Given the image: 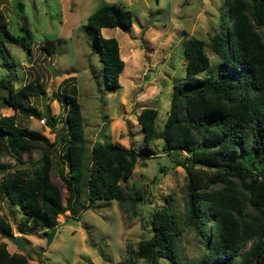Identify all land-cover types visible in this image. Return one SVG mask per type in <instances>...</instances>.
I'll return each mask as SVG.
<instances>
[{
    "label": "trees",
    "instance_id": "trees-1",
    "mask_svg": "<svg viewBox=\"0 0 264 264\" xmlns=\"http://www.w3.org/2000/svg\"><path fill=\"white\" fill-rule=\"evenodd\" d=\"M223 1L219 28L207 42L218 58L215 74L197 75L209 64L204 40L194 35L184 37L181 43L185 78L172 86L161 127L154 124L156 108L143 106L136 113L144 137L138 151L117 142L98 141L89 147L87 165L80 106L70 93L61 95L60 100L65 108L60 121L61 145L58 149L48 145L51 142L44 134L15 123L14 111L20 109L31 115V107L23 99L44 92L41 80L35 76L14 88L7 78H0V87L6 89L1 98L13 110L0 114L2 142L7 150L20 154L15 157L18 162L24 161L21 154L39 152L30 173L17 167L0 177V193L21 208L22 222L29 221L46 231L57 223V213L69 210L76 215L83 188L87 206L97 198H114L121 206L133 204L142 196L143 188L141 183L128 184L126 180L137 157L143 164V159L151 155L147 142L159 137L162 151H184L173 162L185 169V222L194 228L202 244L194 262L264 264V0ZM86 21L94 33V49L105 83L118 87V74L123 67L118 42L114 36L102 35L100 28L129 26L131 11L103 2L87 15ZM20 29L24 33L13 34L0 21L4 63L8 60L2 41L17 43L30 51V32L23 24ZM36 46L45 54L53 50L52 41L47 38ZM41 114L49 127L58 119L46 109ZM4 153L0 150V171L6 167ZM48 155L66 189L64 201L48 174ZM149 224L151 234L140 238L134 247L127 246L128 259L144 258L155 264L157 257H164L178 264L173 212L165 206L155 208ZM3 225L9 232V226ZM0 264L29 261L25 254L9 251L6 243L0 241ZM116 264L125 263L118 260Z\"/></svg>",
    "mask_w": 264,
    "mask_h": 264
},
{
    "label": "rangeland",
    "instance_id": "rangeland-1",
    "mask_svg": "<svg viewBox=\"0 0 264 264\" xmlns=\"http://www.w3.org/2000/svg\"><path fill=\"white\" fill-rule=\"evenodd\" d=\"M18 2H20L21 7ZM103 2H113L128 8L132 14L129 26H104V36L117 39L123 67L118 74V87L106 85L101 62L94 49V33L87 25V15ZM223 0H0V21L9 32L22 34L23 24L30 32V51L17 43L2 41L8 63L0 53V78H7L14 88H19L37 76L43 85V93L30 94L23 99L30 106L31 115L20 109L16 124L33 128L58 149L59 132L65 112L61 95L73 94L79 102L83 126L85 163L90 159L88 151L95 142H117L136 151L144 143L142 129L136 121V113L143 106L157 110L156 127H161L168 112L170 94L174 83L185 78L182 40L194 35L204 40L208 66L197 75H214L218 58L207 42L219 28V12ZM52 41L53 50L40 52L36 45L44 39ZM42 41V42H41ZM46 62L54 64L59 72L51 76ZM151 71L155 73L149 77ZM6 89L0 87V114L13 110L4 105L1 98ZM56 116L52 127L38 119L44 113ZM36 110V112H35ZM40 113V114H39ZM104 125L103 137L99 135ZM43 135V136H44ZM46 144V142L44 143ZM147 144L151 155L141 164L137 157L126 182L141 183L142 196L119 205L114 198H97L89 205L85 188L79 194L78 212L64 210L56 214V230L49 242L40 237L42 228L29 221L22 222L21 208L0 193V234H20L25 243L17 246L1 237L9 251L25 254L29 264H152L144 258L128 259L127 246H135L142 237L151 234L149 219L155 208L165 206L174 214L177 230L176 253L178 264H196L194 259L202 250L201 241L193 227L186 224L185 169L173 162L180 158L182 150L162 151V139L152 138ZM7 148V147H6ZM17 154L7 150L6 162L0 177L6 171L19 167L30 173L39 155L38 150L21 154L24 161L16 160ZM16 157V158H15ZM48 174L57 185L64 201L66 189L56 175V164L48 155L45 160ZM122 183V182H120ZM48 230V229H47ZM46 230V231H47ZM40 252V256L38 254ZM155 264H172L164 257H157ZM238 264V263H236Z\"/></svg>",
    "mask_w": 264,
    "mask_h": 264
},
{
    "label": "water",
    "instance_id": "water-1",
    "mask_svg": "<svg viewBox=\"0 0 264 264\" xmlns=\"http://www.w3.org/2000/svg\"><path fill=\"white\" fill-rule=\"evenodd\" d=\"M46 68L49 70L51 76H54L55 74H58L56 70H54V64L46 62ZM155 73V71H151V74L149 75L152 76ZM43 110L45 112V108L43 106ZM106 123H103L100 128H99V135L103 137V130H104V125ZM0 150L3 152H7V148L5 147L4 143L2 142V138L0 136ZM56 230V225L51 226L47 231H42L39 233L40 237L45 238L46 242H49ZM1 237H4L8 240H10L11 243L17 245V246H22L25 243L24 238L20 234H12V233H7V232H2L0 234ZM40 256V252L38 254V257Z\"/></svg>",
    "mask_w": 264,
    "mask_h": 264
},
{
    "label": "built area",
    "instance_id": "built-area-1",
    "mask_svg": "<svg viewBox=\"0 0 264 264\" xmlns=\"http://www.w3.org/2000/svg\"><path fill=\"white\" fill-rule=\"evenodd\" d=\"M38 121H39V123H44V122H45V121H44V116L40 117V118L38 119Z\"/></svg>",
    "mask_w": 264,
    "mask_h": 264
},
{
    "label": "crops",
    "instance_id": "crops-1",
    "mask_svg": "<svg viewBox=\"0 0 264 264\" xmlns=\"http://www.w3.org/2000/svg\"><path fill=\"white\" fill-rule=\"evenodd\" d=\"M163 124V123H162ZM162 126V125H161Z\"/></svg>",
    "mask_w": 264,
    "mask_h": 264
}]
</instances>
